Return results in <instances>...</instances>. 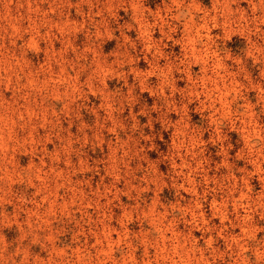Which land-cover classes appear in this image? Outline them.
<instances>
[{
	"label": "rangeland",
	"instance_id": "374dc122",
	"mask_svg": "<svg viewBox=\"0 0 264 264\" xmlns=\"http://www.w3.org/2000/svg\"><path fill=\"white\" fill-rule=\"evenodd\" d=\"M0 264H264V0H0Z\"/></svg>",
	"mask_w": 264,
	"mask_h": 264
}]
</instances>
